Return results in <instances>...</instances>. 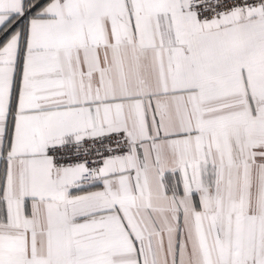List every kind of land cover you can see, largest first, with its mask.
Instances as JSON below:
<instances>
[{
  "label": "snow or ice",
  "instance_id": "snow-or-ice-1",
  "mask_svg": "<svg viewBox=\"0 0 264 264\" xmlns=\"http://www.w3.org/2000/svg\"><path fill=\"white\" fill-rule=\"evenodd\" d=\"M0 264H264V0H0Z\"/></svg>",
  "mask_w": 264,
  "mask_h": 264
}]
</instances>
